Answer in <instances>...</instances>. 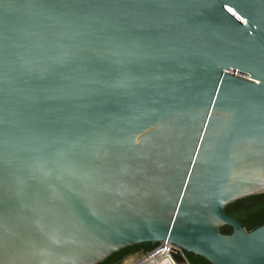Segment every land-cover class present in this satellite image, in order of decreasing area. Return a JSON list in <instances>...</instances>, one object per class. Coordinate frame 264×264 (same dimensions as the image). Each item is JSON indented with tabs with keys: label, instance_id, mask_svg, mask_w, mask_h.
Segmentation results:
<instances>
[{
	"label": "water",
	"instance_id": "1",
	"mask_svg": "<svg viewBox=\"0 0 264 264\" xmlns=\"http://www.w3.org/2000/svg\"><path fill=\"white\" fill-rule=\"evenodd\" d=\"M260 194L264 0H0V264H264Z\"/></svg>",
	"mask_w": 264,
	"mask_h": 264
},
{
	"label": "trees",
	"instance_id": "2",
	"mask_svg": "<svg viewBox=\"0 0 264 264\" xmlns=\"http://www.w3.org/2000/svg\"><path fill=\"white\" fill-rule=\"evenodd\" d=\"M226 211L231 216L239 219L247 230L252 231L264 224V194L254 195L237 200L230 204ZM222 232L230 234L232 228L224 226ZM157 244H150L148 248L142 249V244L128 247L113 254L105 262L101 264H123L128 258L135 255L145 254L151 251ZM187 258L191 264H211L207 259L186 252Z\"/></svg>",
	"mask_w": 264,
	"mask_h": 264
},
{
	"label": "built area",
	"instance_id": "3",
	"mask_svg": "<svg viewBox=\"0 0 264 264\" xmlns=\"http://www.w3.org/2000/svg\"><path fill=\"white\" fill-rule=\"evenodd\" d=\"M128 264H191L186 251L171 243L157 244L151 251L132 256Z\"/></svg>",
	"mask_w": 264,
	"mask_h": 264
},
{
	"label": "flooded vegetation",
	"instance_id": "4",
	"mask_svg": "<svg viewBox=\"0 0 264 264\" xmlns=\"http://www.w3.org/2000/svg\"><path fill=\"white\" fill-rule=\"evenodd\" d=\"M150 244H151V243H143V244H142V249H146V248H148ZM135 246H137V245H135Z\"/></svg>",
	"mask_w": 264,
	"mask_h": 264
},
{
	"label": "rangeland",
	"instance_id": "5",
	"mask_svg": "<svg viewBox=\"0 0 264 264\" xmlns=\"http://www.w3.org/2000/svg\"><path fill=\"white\" fill-rule=\"evenodd\" d=\"M131 258H128L123 264H128Z\"/></svg>",
	"mask_w": 264,
	"mask_h": 264
}]
</instances>
